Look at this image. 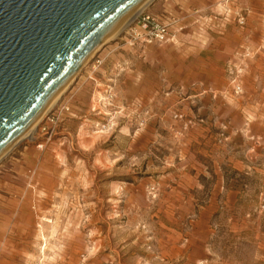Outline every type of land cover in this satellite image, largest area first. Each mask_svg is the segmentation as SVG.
I'll use <instances>...</instances> for the list:
<instances>
[{"label":"rangeland","instance_id":"1","mask_svg":"<svg viewBox=\"0 0 264 264\" xmlns=\"http://www.w3.org/2000/svg\"><path fill=\"white\" fill-rule=\"evenodd\" d=\"M250 1L226 8L257 44L238 47L220 103L242 101L250 63L264 59V0L255 12ZM129 25L0 160V264H264V143L252 137L264 112L207 111L208 93L191 101L163 63L174 43L132 46ZM206 125L214 143L192 145ZM191 151L205 158L195 177Z\"/></svg>","mask_w":264,"mask_h":264},{"label":"water","instance_id":"2","mask_svg":"<svg viewBox=\"0 0 264 264\" xmlns=\"http://www.w3.org/2000/svg\"><path fill=\"white\" fill-rule=\"evenodd\" d=\"M145 1L0 0V160Z\"/></svg>","mask_w":264,"mask_h":264},{"label":"crops","instance_id":"3","mask_svg":"<svg viewBox=\"0 0 264 264\" xmlns=\"http://www.w3.org/2000/svg\"><path fill=\"white\" fill-rule=\"evenodd\" d=\"M237 1L239 2V0H156L151 3L148 10L160 20L181 19L184 24L178 29L173 28L175 35L168 42L174 44H169L168 58L163 63L168 64L166 71L170 78L174 74L175 80L183 82L186 96L190 97L191 101H196L198 97L208 93L212 103L204 105L207 111H232V106H235V110L240 112H264V83L263 89H252L253 83H250V79L255 77L261 79V74L264 73V59L260 56L252 60V64L250 63L245 79L246 93L242 101L232 105L224 100L220 103V99L212 98L221 91H223L221 92L223 96H227L229 92L227 70L240 63V58L236 53L238 47L252 48L257 44L254 40H248V42L243 40L246 33L252 30L250 26H239L233 21H228L226 8L232 3L236 4ZM249 8L250 11L255 12L257 9L255 0L250 1ZM142 73L145 74V71ZM253 86L257 87V84L255 86L254 83ZM251 96L254 98L250 99ZM248 126L251 129L254 128L253 124H248ZM262 128H264V122ZM208 129L209 126L206 125L205 127L199 126L196 131H193L191 144L195 145L196 141L205 145L210 141L214 143L213 134H210ZM252 137H255L254 144L257 145L260 140L264 143V136L254 134ZM216 140V144L224 142L222 138L216 137ZM196 154L195 151H191L186 155L192 158V161L185 166L186 171L184 172L187 176L195 177L204 172L205 158L196 159L194 157Z\"/></svg>","mask_w":264,"mask_h":264},{"label":"built area","instance_id":"4","mask_svg":"<svg viewBox=\"0 0 264 264\" xmlns=\"http://www.w3.org/2000/svg\"><path fill=\"white\" fill-rule=\"evenodd\" d=\"M177 22L176 19L162 22L151 13L141 11L134 19V23L127 28L128 41L132 46L166 43L173 39L175 31L172 25ZM235 90L237 92L241 90L238 83H235Z\"/></svg>","mask_w":264,"mask_h":264},{"label":"bare ground","instance_id":"5","mask_svg":"<svg viewBox=\"0 0 264 264\" xmlns=\"http://www.w3.org/2000/svg\"><path fill=\"white\" fill-rule=\"evenodd\" d=\"M152 0H147V1H145L143 4H142V6H140L139 7V9L138 10H136V12L120 27V28H118L117 30H116V32L113 34V36L114 35H116V34H118L123 28H124V26L126 27L127 25H129L134 19H135V17L139 14V13H141V11L142 10H144L148 5H149V3L151 2ZM86 63V62H85ZM69 85V84H68ZM67 87V86H66ZM65 90V89H64ZM63 90V91H64ZM62 91V92H63ZM62 92H60L58 95H56L55 97H54V99L52 100V102L46 107V109L42 112V114L37 118V120L36 121H34L33 122V124L26 130V131H24L23 132V134L20 136V138L16 141V143H14L13 145H12V147H11V149L16 145V144H18L20 141H22L23 139H25V138H28V137H31L32 136V134H33V132H34V130H35V128L37 127V125H38V123L41 121V119L46 115V113H47V111L57 102V100H58V98H59V96L61 95V93Z\"/></svg>","mask_w":264,"mask_h":264}]
</instances>
